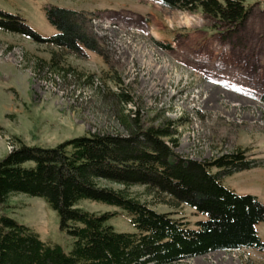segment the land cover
<instances>
[{
  "label": "rangeland",
  "instance_id": "obj_1",
  "mask_svg": "<svg viewBox=\"0 0 264 264\" xmlns=\"http://www.w3.org/2000/svg\"><path fill=\"white\" fill-rule=\"evenodd\" d=\"M244 5L250 9L244 26L228 32L200 11L165 8L160 0H0L1 11L20 16L44 38L56 33L46 20L47 7L88 13L102 53L75 56L0 31V158L17 139L53 147L87 134L124 135L119 113L138 108L145 122L155 117L175 122V152L182 157L210 161L240 149L260 161V167L220 179L236 194L264 202V0ZM120 92L132 103L122 105ZM101 183L190 228L205 220L144 186ZM7 203L9 217L70 250L71 240L59 232L58 218L44 200L16 194ZM77 206L114 213L108 224L117 232L133 231L118 208L90 201ZM256 230L264 243V222ZM174 264H264V253L215 250Z\"/></svg>",
  "mask_w": 264,
  "mask_h": 264
},
{
  "label": "trees",
  "instance_id": "obj_2",
  "mask_svg": "<svg viewBox=\"0 0 264 264\" xmlns=\"http://www.w3.org/2000/svg\"><path fill=\"white\" fill-rule=\"evenodd\" d=\"M160 4L200 11L228 32L243 27L250 13L244 0H160ZM45 17L56 31L50 38L40 36L20 16L1 10L0 31L66 54L77 56L85 50L102 54L88 13L50 6ZM56 55L51 52V63ZM117 95L122 105L132 103L126 92ZM119 122L124 135L87 134L53 147L17 139V145L0 158V264H174L215 250L250 248L264 253L256 230L264 222V202L236 194L220 179L260 167V161L240 149L210 161L182 157L175 152V122L165 117L145 122L138 108L126 115L121 111ZM101 182L144 186L186 205L205 220L190 228L183 219L157 213ZM16 194L47 203L58 218L59 232L71 240L68 252L43 241L4 212L9 197ZM80 201L120 209L133 231L117 232L108 224L114 213L89 212L77 206Z\"/></svg>",
  "mask_w": 264,
  "mask_h": 264
}]
</instances>
